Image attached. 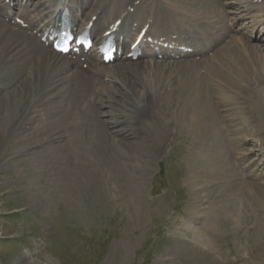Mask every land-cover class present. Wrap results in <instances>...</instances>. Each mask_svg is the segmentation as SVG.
Instances as JSON below:
<instances>
[{
  "label": "rangeland",
  "instance_id": "obj_1",
  "mask_svg": "<svg viewBox=\"0 0 264 264\" xmlns=\"http://www.w3.org/2000/svg\"><path fill=\"white\" fill-rule=\"evenodd\" d=\"M197 3L194 10L209 9L208 3L204 9ZM222 7L209 11L220 13ZM240 26L243 42L264 51L258 31ZM0 56V264H264V173L258 175L264 156L254 143L257 133L264 138V75L254 73L252 56L231 58L214 81L206 77L208 61L202 59L197 73L211 104L201 106L192 98L188 106L196 110L180 104L176 111L197 116L203 128L179 125L171 112L157 114L153 158L132 145L127 148L132 156L120 159L110 147L112 135H106L107 152L115 154L106 160L112 163L93 159L92 143H81L77 158L65 148L68 155H58L45 134L10 136L15 102L26 100L20 92L26 83L9 81L10 69H19ZM198 98L205 102L203 95ZM216 128L224 145L241 138L240 150L237 144H229L228 151L215 144L206 131ZM171 129L175 135L168 139ZM40 140L41 146L30 145ZM14 151L19 153L13 156ZM240 154L247 156L248 168L240 165Z\"/></svg>",
  "mask_w": 264,
  "mask_h": 264
},
{
  "label": "bare ground",
  "instance_id": "obj_2",
  "mask_svg": "<svg viewBox=\"0 0 264 264\" xmlns=\"http://www.w3.org/2000/svg\"><path fill=\"white\" fill-rule=\"evenodd\" d=\"M191 1L192 6L184 0H25L23 3L20 0H0V54L5 55L6 60L16 62L19 69H10L13 78L9 81L12 83L16 81L15 78H22L26 83L20 90L26 93V100L15 102L18 107L12 118L9 135L26 132V139L45 134L47 143L56 147L58 155L64 156L62 148H65L68 153H76L73 155L77 158L80 155V144L92 143L90 155L93 159L99 157L100 163L108 155V160L115 158L114 152H107L106 135H112L110 147L120 159L132 156L127 148L133 145V149L137 151L138 147H143L144 157L151 160L154 153L151 145L159 136L156 129L159 120L157 114L171 112L173 116L176 115L179 125H191L194 130L203 128L200 118L189 117L187 114L182 117V110L179 109L177 113L176 108L183 104L191 111L188 103L193 104L192 98L201 106L211 104L207 89L202 88L203 84L197 73L204 60L208 61L204 65L206 77L212 81L214 78L221 79L222 64L241 54L252 56L257 61L254 73L258 77L264 75V51L261 46L249 43L250 40L247 44L243 42L245 37L241 33V26L236 28L237 25H242L251 33L257 30L261 34L259 39L263 40L264 0H234L231 3L228 0ZM194 1H198L196 7L203 9L204 4L208 3L209 9L222 4L229 10L222 7L223 17L212 14V20L215 21L209 20L205 27V16L211 10H194ZM61 5L67 6L75 23L79 25V30L95 16L91 26V35L95 41H101L103 33L111 29L116 20L121 19L115 32L118 36L123 35L118 43L125 52L117 58L116 63L101 62L95 49L86 54L67 57L41 42L43 31L51 25L56 10ZM224 21L229 24L225 25ZM143 26H148L147 33L158 34L160 38L165 37V40L176 41V44L172 48L158 46L162 58L157 57L153 47L144 44L141 45L142 53L136 60L127 58L129 45L126 39H135ZM181 44L190 46L191 53L180 51L178 47ZM83 63L87 64L85 69L82 67ZM260 78L263 83L264 76ZM201 95L205 102L198 98ZM219 103L224 108L228 104L221 101ZM234 121L233 117L229 120L230 123ZM206 132H210L208 134L215 138L216 141L211 138L212 142L222 144L223 151H228L230 143L224 145L218 128ZM154 134H157L155 138H150ZM174 135L175 130L171 129L168 139ZM227 140L231 142V137ZM42 141L30 145L41 146L44 143ZM212 142L210 143L213 144ZM254 143L261 156H264L262 135L257 133ZM230 145L236 146L238 150L243 144L241 138L237 141L234 138ZM28 150L26 148L25 152ZM18 153L14 151L13 156ZM237 157L240 165L249 166L246 155L240 154ZM86 160L89 164L88 155ZM260 171L258 175L261 176L264 169L260 168Z\"/></svg>",
  "mask_w": 264,
  "mask_h": 264
},
{
  "label": "snow or ice",
  "instance_id": "obj_3",
  "mask_svg": "<svg viewBox=\"0 0 264 264\" xmlns=\"http://www.w3.org/2000/svg\"><path fill=\"white\" fill-rule=\"evenodd\" d=\"M78 43L80 42V41H77ZM58 48H59V46H58ZM59 50L60 51H64V52H67L69 49H68V47H63V48H59Z\"/></svg>",
  "mask_w": 264,
  "mask_h": 264
}]
</instances>
